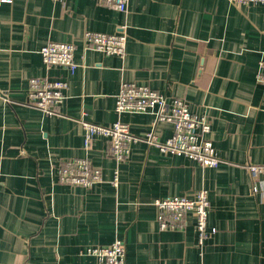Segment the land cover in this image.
Wrapping results in <instances>:
<instances>
[{
    "label": "crops",
    "instance_id": "obj_1",
    "mask_svg": "<svg viewBox=\"0 0 264 264\" xmlns=\"http://www.w3.org/2000/svg\"><path fill=\"white\" fill-rule=\"evenodd\" d=\"M123 29L125 57L84 49L86 32ZM49 42L75 45V73L46 67L40 51ZM262 61L264 4L129 0L124 14L98 0H0V264H98L88 250L117 239L130 264H264V177L254 182L248 170L264 165ZM37 77L68 82L60 115L29 105ZM123 83L207 116L220 165L202 168L145 142L117 162L100 136L86 151L82 122H122L138 137L153 130L151 115L116 112ZM154 131L164 142L173 126ZM83 158L101 181L59 183L60 164ZM201 189L216 233L200 246L192 213L185 229L161 230L154 202Z\"/></svg>",
    "mask_w": 264,
    "mask_h": 264
},
{
    "label": "built area",
    "instance_id": "obj_2",
    "mask_svg": "<svg viewBox=\"0 0 264 264\" xmlns=\"http://www.w3.org/2000/svg\"><path fill=\"white\" fill-rule=\"evenodd\" d=\"M98 1L101 5L124 14L128 11L129 0ZM229 2L234 6L264 4V0H229ZM127 42L124 29L117 34L92 32L84 34V49H92L105 55L125 57ZM75 51L76 47L72 43L49 42L42 47L40 53L46 67H62L73 74L79 66L74 59ZM257 79L264 84V61L261 62ZM67 89L68 82L64 79L32 78L29 81L28 103L46 117L58 116L60 106L66 99ZM116 112L151 115L154 118L153 130L144 137H138L131 133L128 124L122 122H117L111 127L82 122L86 151L89 150L93 139L100 136L110 144V155L117 162L127 160L131 145L136 142H145L164 154L185 156L199 163L202 168H217L222 162L212 141L206 136L211 131L208 117L192 114L188 103L183 99H169L150 87L123 83L116 98ZM160 122L173 126L172 136L164 142L160 141L154 131L157 123ZM248 170L254 182L264 177V165H250ZM1 177L0 170V180ZM100 181V171L94 169L86 158L65 161L59 166L58 182L61 184L89 188ZM154 206L161 230L185 229L186 215L192 213L200 246L216 233V229L210 230L208 227L211 206L206 189L199 190L193 198L170 197L156 200ZM88 253L96 257L98 264H130L126 258V247L123 241L118 239L109 246L91 248Z\"/></svg>",
    "mask_w": 264,
    "mask_h": 264
}]
</instances>
